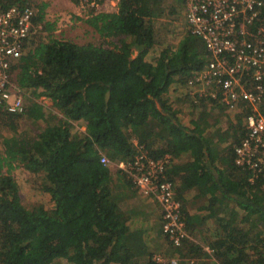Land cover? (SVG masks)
Masks as SVG:
<instances>
[{"label":"trees","instance_id":"16d2710c","mask_svg":"<svg viewBox=\"0 0 264 264\" xmlns=\"http://www.w3.org/2000/svg\"><path fill=\"white\" fill-rule=\"evenodd\" d=\"M163 1L102 0L99 10L82 8L100 37L119 38L112 47L52 36L47 3L36 6L33 23L48 34L32 35L12 67L25 108L0 111V264H140L148 254V264H159L150 253L152 223L120 210L111 167L100 161L133 159L134 140L152 158L171 155L168 172L184 228L206 243L185 239L176 250L204 254L208 264H264V179L250 182L234 162L249 109L244 103L228 109L232 135L224 143L212 140L200 117H181L172 101L176 86H184L192 108L215 102L197 93L194 99L187 85L209 55L190 31L176 47L153 54L152 22ZM17 2L26 0H0V8ZM28 123L40 129L33 132ZM20 167L41 172L46 206L23 204L11 173ZM192 188L206 200L188 210ZM201 259L196 264H206Z\"/></svg>","mask_w":264,"mask_h":264},{"label":"built area","instance_id":"2783aa9c","mask_svg":"<svg viewBox=\"0 0 264 264\" xmlns=\"http://www.w3.org/2000/svg\"><path fill=\"white\" fill-rule=\"evenodd\" d=\"M81 8L99 10L102 0H79ZM189 31L203 43L209 60L187 82L190 93L212 99L227 109L245 103L244 138L235 148L234 162L248 174V180L264 179V0H178ZM87 12V11H85ZM36 8L13 3L0 8V111L21 113L25 108L23 90L15 82L12 67L25 52L26 41L41 29L34 25ZM209 86L212 89H205ZM191 95V94H190ZM136 154L131 160L111 162L131 179L136 191L153 199L161 210V231L180 247L189 238L184 228L181 203L165 164L148 155L134 140ZM209 254L212 249L204 246ZM159 264H180L178 257L153 255Z\"/></svg>","mask_w":264,"mask_h":264},{"label":"rangeland","instance_id":"374dc122","mask_svg":"<svg viewBox=\"0 0 264 264\" xmlns=\"http://www.w3.org/2000/svg\"><path fill=\"white\" fill-rule=\"evenodd\" d=\"M27 3L32 4L35 8L37 5L41 4L42 2H47L48 7L46 6L45 10L48 21L54 24V29L51 30V33L54 37H59L61 39H71L64 36L65 31H70L71 29L78 35H86L85 37L89 38L86 42L92 41L94 44H102L107 47H112L115 44H118L119 38L117 37H110V38H102L99 34L94 30L92 33L90 31H75L76 28H80V24L82 23L83 14L79 16L81 18L77 20V18L73 19V15L71 14H64L61 11H54V2L55 0H26ZM60 3V2H58ZM61 4V3H60ZM79 4V2L77 3ZM162 12L157 17L153 19V31H154V42L155 48L153 49V54H157L161 51V47L170 46L176 47L179 40L183 37V35L189 31L188 25L186 24L184 11L181 3L179 4L176 0H164L162 4ZM57 8L65 10L66 6H58ZM81 9V8H80ZM37 10V9H36ZM86 15V12L83 11ZM65 15H70L69 19H71L75 24L80 23L79 25L68 27V29H63L62 26H57L56 19L63 18ZM74 27V28H73ZM48 34L46 31H36L32 38L38 39V36H41L40 39H44V36ZM30 38V39H32ZM84 39V36H82ZM31 41V40H30ZM29 41V42H30ZM81 42V41H77ZM176 86V85H175ZM205 89H212L209 86L204 87ZM184 86H176V92L173 94L172 101L177 106L178 110H180L181 117L184 118H194V119H201L203 124L208 128L209 136L212 137V140H217L216 143L219 142H226L231 140L232 130H231V121L232 116L229 110L219 104L210 103L208 100H205L203 106H200L199 103L197 107L192 108L190 106V98L185 97L184 95ZM193 92V90H192ZM192 92L190 93L192 95ZM195 99V98H194ZM39 102L43 103L46 106H51V101L48 98L40 97L38 99ZM245 107L249 109L244 103ZM22 122V121H21ZM23 126V124L21 125ZM28 126L33 132H37L40 129V125L28 123ZM212 126L214 127L213 129ZM238 134H236L237 136ZM241 136V135H240ZM134 142V141H133ZM2 143L0 141V153L2 152ZM186 157H182L178 159V161L185 160ZM5 171V169H3ZM13 177L15 178L18 188L19 194L21 196L22 202L27 207L37 206L42 204L46 206V194L41 191V186L44 184L41 172H28L25 171L23 168H14L11 171ZM173 181V180H172ZM130 189L131 196L128 198L124 204V207L121 210L124 214L128 217H134L139 219H145V217H149L152 215V211L157 209L156 204L152 203L149 197L144 196L139 191H136L135 188L132 186ZM175 191V190H174ZM176 194V191H175ZM177 196V194H176ZM144 197V198H143ZM155 208H153V206ZM150 212V213H149ZM149 213V215H147ZM161 220V214H160ZM161 222V221H160ZM159 233L151 238V247L150 253L153 255H158L162 258H171V257H178L180 260V264H196L197 260L203 258V255H191L188 254L187 251H178L175 248H181L173 246L169 240L163 235L161 231V223L159 224ZM189 238L191 235L188 233ZM187 238V239H189ZM183 248V247H182ZM176 255H173L174 253ZM190 255V256H189ZM196 256V257H195ZM207 259V258H206ZM149 254L143 256L141 258L140 264H148ZM202 260V259H201ZM208 260V259H207ZM210 263L209 260L206 261V264Z\"/></svg>","mask_w":264,"mask_h":264},{"label":"crops","instance_id":"0c3cea01","mask_svg":"<svg viewBox=\"0 0 264 264\" xmlns=\"http://www.w3.org/2000/svg\"><path fill=\"white\" fill-rule=\"evenodd\" d=\"M58 2H60L61 4L58 3ZM53 5H54L53 8L55 9L54 11H61L64 14L65 13L66 14H71L72 13L71 15L74 16L73 19L77 18V20L78 19L81 20V18L79 16H81L82 14H83L82 15L83 16L82 19L85 20V18H86V15L83 12L84 10H82V8L80 6H78L73 0H55ZM58 6H66V11L57 8ZM47 7H48V3H47ZM47 15L48 14H46V11H45L46 20H48ZM69 16L70 15H65L62 19L61 18L56 19L57 26L60 25V26H62L63 29H68V27H72V26H76V25L80 24V23L75 24L71 20L72 18L69 19ZM84 20H82V23L80 24L81 27L80 28H76L75 31H82V33H83V31L85 33H86V31H90L92 33L94 31L93 27L91 25H89L88 23H86ZM65 32L66 33H64V36L68 37V38H72L74 40V42H76V43H79V44L93 43L92 41L86 42L87 40H89V38L85 37L86 35H83V34L78 35L72 29L70 31H68V32L67 31H65ZM82 36H84V39H82ZM57 38H59V37H57ZM67 40H71V39H67ZM77 41H81V42H77ZM194 74H196V72L193 73L192 75H194ZM182 157H184V156H182ZM182 157H180V158H182ZM154 159L155 160H159V161H161V162H163L165 164V172L167 173L166 178L169 177L171 180H173L170 177L169 172H168V163L171 162V155L170 154H165L161 158H154ZM110 167H111V171L113 173V181H114L112 183V189H111L112 196L115 199V201L117 202V204H118V206H119V208L121 210V208L124 207V204H125L126 200L128 198H130V196H131V192H130L129 188H131L133 185H130V184H128L126 182V179H129V178L125 174L122 175V176L121 175L117 176L118 172L120 174L121 171L118 168H116V166L113 163L110 165ZM117 177L119 179H117ZM172 182L174 184V190L176 191L174 180ZM189 192L192 193V194H191V199L186 201V209H188V210H193V209L201 206V203H203L204 200H206V197L197 196L196 195L197 194L196 189H194V188L190 189ZM149 199L151 200V202L153 201L156 204L157 209L151 204L153 206V208H155V211H152V215L149 216V217H145V219H148L150 221V223H152L154 236H156V234L159 233V231H158L159 230V224L161 223L160 222L161 221L160 220L161 210H160L158 204L153 199H151V198H149ZM225 210H226V208H224V211ZM149 213H147V215H149ZM188 233L191 235V238H189V242L191 243V245H193L195 243L196 244H200V246L206 245V243L202 242L203 240L202 241L200 240V236H201L200 233H197V231H196V234L192 235L190 229H189ZM206 261H208V260L206 259Z\"/></svg>","mask_w":264,"mask_h":264},{"label":"water","instance_id":"95a60500","mask_svg":"<svg viewBox=\"0 0 264 264\" xmlns=\"http://www.w3.org/2000/svg\"><path fill=\"white\" fill-rule=\"evenodd\" d=\"M108 98V94H107V96H106V99Z\"/></svg>","mask_w":264,"mask_h":264}]
</instances>
